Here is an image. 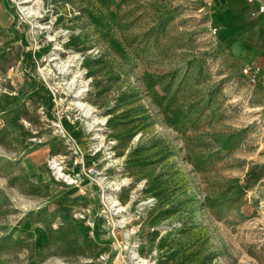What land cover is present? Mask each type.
I'll return each mask as SVG.
<instances>
[{
    "label": "rangeland",
    "instance_id": "rangeland-1",
    "mask_svg": "<svg viewBox=\"0 0 264 264\" xmlns=\"http://www.w3.org/2000/svg\"><path fill=\"white\" fill-rule=\"evenodd\" d=\"M216 7L0 0V264H264V64Z\"/></svg>",
    "mask_w": 264,
    "mask_h": 264
},
{
    "label": "crops",
    "instance_id": "crops-1",
    "mask_svg": "<svg viewBox=\"0 0 264 264\" xmlns=\"http://www.w3.org/2000/svg\"><path fill=\"white\" fill-rule=\"evenodd\" d=\"M216 8L223 30L233 35L237 53L264 64V15L252 14L247 0H218Z\"/></svg>",
    "mask_w": 264,
    "mask_h": 264
},
{
    "label": "built area",
    "instance_id": "built-area-1",
    "mask_svg": "<svg viewBox=\"0 0 264 264\" xmlns=\"http://www.w3.org/2000/svg\"><path fill=\"white\" fill-rule=\"evenodd\" d=\"M252 6V14L264 15V0H247Z\"/></svg>",
    "mask_w": 264,
    "mask_h": 264
},
{
    "label": "bare ground",
    "instance_id": "bare-ground-1",
    "mask_svg": "<svg viewBox=\"0 0 264 264\" xmlns=\"http://www.w3.org/2000/svg\"><path fill=\"white\" fill-rule=\"evenodd\" d=\"M26 9H27V7H23V10H26ZM30 13H32V10L30 8H28V11L26 12V14H30ZM78 105H80L81 107H83V109H85V106L82 103H78ZM86 112H87V114H89L90 110L87 109Z\"/></svg>",
    "mask_w": 264,
    "mask_h": 264
},
{
    "label": "water",
    "instance_id": "water-1",
    "mask_svg": "<svg viewBox=\"0 0 264 264\" xmlns=\"http://www.w3.org/2000/svg\"><path fill=\"white\" fill-rule=\"evenodd\" d=\"M216 2L218 3V0H216Z\"/></svg>",
    "mask_w": 264,
    "mask_h": 264
}]
</instances>
